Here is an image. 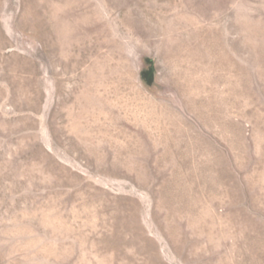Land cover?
Returning a JSON list of instances; mask_svg holds the SVG:
<instances>
[{"label": "rangeland", "instance_id": "rangeland-1", "mask_svg": "<svg viewBox=\"0 0 264 264\" xmlns=\"http://www.w3.org/2000/svg\"><path fill=\"white\" fill-rule=\"evenodd\" d=\"M0 264H264V0H0Z\"/></svg>", "mask_w": 264, "mask_h": 264}]
</instances>
